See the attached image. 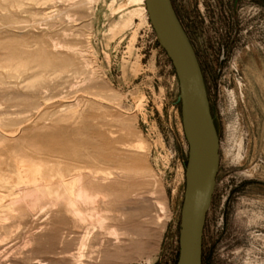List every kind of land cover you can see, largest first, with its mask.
Listing matches in <instances>:
<instances>
[{"label": "rangeland", "instance_id": "374dc122", "mask_svg": "<svg viewBox=\"0 0 264 264\" xmlns=\"http://www.w3.org/2000/svg\"><path fill=\"white\" fill-rule=\"evenodd\" d=\"M172 2L221 145L203 264H264V0ZM179 94L143 0H0V264H177Z\"/></svg>", "mask_w": 264, "mask_h": 264}, {"label": "water", "instance_id": "95a60500", "mask_svg": "<svg viewBox=\"0 0 264 264\" xmlns=\"http://www.w3.org/2000/svg\"><path fill=\"white\" fill-rule=\"evenodd\" d=\"M149 22L179 84L188 163L177 264H203L204 234L221 163L218 129L196 52L172 0H145Z\"/></svg>", "mask_w": 264, "mask_h": 264}, {"label": "bare ground", "instance_id": "6f19581e", "mask_svg": "<svg viewBox=\"0 0 264 264\" xmlns=\"http://www.w3.org/2000/svg\"><path fill=\"white\" fill-rule=\"evenodd\" d=\"M144 1V5H145V0H143ZM145 9H146V7H145ZM146 13H147V10H146ZM147 16H148V13H147ZM148 20H149V18H148ZM150 23V22H149ZM151 25V24H150ZM80 197V196H79ZM80 200V199H79Z\"/></svg>", "mask_w": 264, "mask_h": 264}, {"label": "flooded vegetation", "instance_id": "af4514ba", "mask_svg": "<svg viewBox=\"0 0 264 264\" xmlns=\"http://www.w3.org/2000/svg\"><path fill=\"white\" fill-rule=\"evenodd\" d=\"M258 2V1H257Z\"/></svg>", "mask_w": 264, "mask_h": 264}]
</instances>
